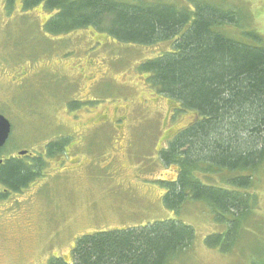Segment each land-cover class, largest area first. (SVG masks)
<instances>
[{"label": "rangeland", "instance_id": "rangeland-1", "mask_svg": "<svg viewBox=\"0 0 264 264\" xmlns=\"http://www.w3.org/2000/svg\"><path fill=\"white\" fill-rule=\"evenodd\" d=\"M165 1L193 8L190 0ZM212 1L233 6L246 17L239 26L251 25L264 36V0ZM3 8L0 0V114L12 130L1 157L40 153L58 135H71L73 143L29 187L0 198V264H48L53 257L69 258L84 234L175 217L191 225L197 238L194 249L173 264H252L257 250L261 256L264 238L250 231H243L230 254L209 248L206 237L223 227L205 204L188 201L179 213L162 204L159 180L176 172L161 164L164 136L194 117L174 118L178 107L166 117L167 99L139 66L171 50L172 41L148 46L116 40L94 52L84 33L73 32L55 42L68 44L50 49L52 41L37 29L38 11L9 18ZM72 98L84 108L71 111ZM110 116L120 125L116 130L103 124ZM253 191L259 198L255 216L264 223V180Z\"/></svg>", "mask_w": 264, "mask_h": 264}, {"label": "trees", "instance_id": "trees-1", "mask_svg": "<svg viewBox=\"0 0 264 264\" xmlns=\"http://www.w3.org/2000/svg\"><path fill=\"white\" fill-rule=\"evenodd\" d=\"M190 4L193 8L165 0H2L9 18L40 13L37 29L54 42L50 49L73 32L84 33L93 51L116 40L148 46L173 42L171 50L139 66L172 112L178 107L174 118L194 117L164 136L161 164L176 172L159 180L162 204L176 213L188 201L205 204L223 227L205 244L230 254L243 231L264 238L253 191L264 180V36L251 25L239 26L246 17L242 20L233 6L212 0ZM93 60L90 56L88 63ZM84 105L78 98L68 104L71 111ZM113 116L103 124L116 130L120 125ZM72 143L71 135H58L40 153L0 155V198L29 187ZM196 238V230L177 217L104 228L80 236L69 258L53 257L48 264H173L194 249ZM257 254L252 264H264V251Z\"/></svg>", "mask_w": 264, "mask_h": 264}, {"label": "water", "instance_id": "water-1", "mask_svg": "<svg viewBox=\"0 0 264 264\" xmlns=\"http://www.w3.org/2000/svg\"><path fill=\"white\" fill-rule=\"evenodd\" d=\"M11 126L12 125L9 119L4 114H0V148H2L6 144L7 140L10 137ZM26 152V150H22L20 151V154L22 155Z\"/></svg>", "mask_w": 264, "mask_h": 264}, {"label": "flooded vegetation", "instance_id": "flooded-vegetation-1", "mask_svg": "<svg viewBox=\"0 0 264 264\" xmlns=\"http://www.w3.org/2000/svg\"><path fill=\"white\" fill-rule=\"evenodd\" d=\"M3 159H4V158H1L0 162H2V161H3Z\"/></svg>", "mask_w": 264, "mask_h": 264}]
</instances>
